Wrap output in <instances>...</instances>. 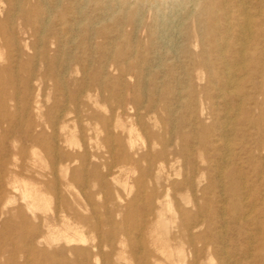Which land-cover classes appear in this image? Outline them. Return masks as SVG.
<instances>
[{
	"label": "rangeland",
	"instance_id": "obj_1",
	"mask_svg": "<svg viewBox=\"0 0 264 264\" xmlns=\"http://www.w3.org/2000/svg\"><path fill=\"white\" fill-rule=\"evenodd\" d=\"M12 3L21 10L14 21L0 17L1 58L14 60L3 82L12 84L14 101L4 102L15 124H0V223L9 220L0 264H171L147 244L149 230L172 264L190 263L195 236L204 246L198 264H264V4L259 13L250 0L261 31L250 35V63L231 88L197 62L171 59L175 48L149 36L148 9L130 23L107 0ZM180 31L183 46L190 21ZM12 175L47 209L31 216ZM67 224L81 241L66 243Z\"/></svg>",
	"mask_w": 264,
	"mask_h": 264
},
{
	"label": "bare ground",
	"instance_id": "obj_2",
	"mask_svg": "<svg viewBox=\"0 0 264 264\" xmlns=\"http://www.w3.org/2000/svg\"><path fill=\"white\" fill-rule=\"evenodd\" d=\"M97 1L100 2L101 0H97ZM107 1H109V3H107L108 6L111 5L115 9H121L124 12H128L130 23H134V17L136 16V13L139 12L140 9H148L152 11L153 30L150 27L151 29L149 36L153 37V40L159 41L161 44L164 41L165 45L169 47V50L171 48H175L176 53L175 51L171 52L172 55L170 56L171 59L178 60L179 58H185L187 60L197 62L200 64L201 67L204 68L199 71L201 74H206L208 79L217 78V79L225 80L224 83L228 85L229 84L238 85V82H240L243 76L245 75V70L247 69V66L251 60L250 35L258 34V32L261 31L255 28L256 22L253 20L255 19V15H252L250 0H107ZM257 1L260 8L259 11L260 13L262 6L264 4L263 3L264 0H257ZM19 9L20 8L16 6V3H12V0H8L6 10L4 11L2 8H0V17L3 15L8 22L11 21L10 23H12V21H14L13 19L15 18V13L21 12V10ZM187 21H190L191 23V32L185 33L184 40L186 44H184L183 46H178L179 44H177L176 39L180 38L179 37L181 32L180 29L184 27V24ZM3 22L4 20L1 21L0 18V33L3 32L2 30ZM22 22H24V20H22ZM154 28L156 29L154 30ZM1 37L2 36L0 35V43L2 42ZM190 46H192L193 49L196 51L192 50L190 52L189 50ZM0 47H5V45L1 43ZM13 61L14 60L10 56L2 59L0 54V62H2L0 64V124L5 125L6 128L10 130H13L15 128V124L11 120L13 117L12 112L10 110H7V108L5 107L4 99L6 98L8 102H13L14 96L11 91L12 88L11 82L4 83L3 76L5 70L11 69ZM215 63L219 68L216 69V71L213 70L212 67L213 65H215ZM52 126L54 125L50 124V127ZM26 135H27L26 137H28V141H36L37 137L41 136L40 132L39 135L37 134V137L33 136V133ZM2 137H4V134H2ZM55 137L56 136L53 133V135L51 136L53 141L55 140ZM225 140H227V138ZM229 149L226 150L229 151ZM52 171H54L53 167H52ZM52 173L53 172H51V174ZM11 178L14 183L12 182L11 184H9V186L13 190L19 191L21 202L24 205L26 211L31 213V216H33V212L36 209L39 208L44 210L47 209L48 206L44 204V199L40 197L39 192L36 188L30 186L27 182L23 180H19L16 186L15 185L16 175H12ZM150 199L156 201L158 200V196L152 194ZM8 203L9 202L6 201L3 204V207H5V205ZM60 206H61L60 203L57 204L56 212H58L59 210L60 212H62ZM0 215H3V212H0ZM75 217L76 214L73 216V218ZM20 218L25 223L27 222L26 217H24L23 215ZM158 218H159L158 216L155 217L154 220L155 223L153 225H157ZM6 219H3L2 222L0 223L1 228L6 224V221H9ZM192 229H195V226L190 228L191 231ZM154 232L153 231L150 232V230L148 231L147 236L149 237V239L147 244L151 246L153 252L162 255L165 258V260L167 261L169 260L168 262L172 264L173 261H171L170 259V250L157 247L155 241L152 240V234L154 235ZM189 236L192 235L189 233ZM0 238H5L3 237L1 231H0ZM29 239L33 241L35 237L30 235ZM63 239L66 241V243L69 244L76 241L79 242L82 240L81 236L78 234L77 227L76 228L71 227L68 224L64 225ZM199 240L200 239L196 236L195 238L194 237L189 238L188 251L192 257L189 264H198L197 254L199 251L204 249L203 248L204 246L198 247L199 244L202 245L199 242ZM139 244L141 245V242H139ZM98 246L99 243H97L96 246L92 247V249L95 248L96 250V253L93 254L95 256H98V249H97ZM71 251L85 258H87V255H89L91 252L88 249H79V248H73L71 249ZM153 252L151 251L152 254L150 253L149 255L150 257H153L154 254ZM178 254L183 257L181 250L178 251ZM106 256L108 257V255ZM176 264H183V262L182 263L178 262Z\"/></svg>",
	"mask_w": 264,
	"mask_h": 264
}]
</instances>
